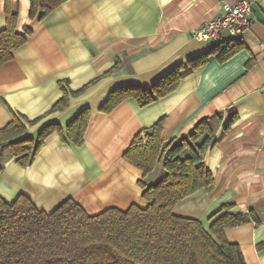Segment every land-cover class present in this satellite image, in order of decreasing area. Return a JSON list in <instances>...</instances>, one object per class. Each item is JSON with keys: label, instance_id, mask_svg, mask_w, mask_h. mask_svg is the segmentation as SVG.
I'll return each instance as SVG.
<instances>
[{"label": "crops", "instance_id": "1", "mask_svg": "<svg viewBox=\"0 0 264 264\" xmlns=\"http://www.w3.org/2000/svg\"><path fill=\"white\" fill-rule=\"evenodd\" d=\"M236 1L64 0L39 20L30 17L31 0H0V30L7 5L18 13V31L33 29L14 57L0 64V127L23 114L38 118L28 124L36 136L45 124L65 127L80 110L91 109L80 146L52 132L25 167L4 149L0 195L13 201L23 194L47 212L69 198L89 214L145 207L140 180L157 183L166 170L159 160L144 177L124 158L135 135L164 118L163 142H178L210 117L215 134L204 162L214 183L181 200L174 212L209 226V216L226 204L233 203V211L254 210L261 224L251 220L225 234L240 245L247 264H264V0L253 1V22L239 36V51L188 70V61L215 43L196 39L193 31L218 15L223 3ZM228 39L225 33L217 42ZM182 63V80L167 95L145 106L129 97L110 112L100 109L114 88L151 87ZM65 92L66 106L55 109Z\"/></svg>", "mask_w": 264, "mask_h": 264}, {"label": "trees", "instance_id": "2", "mask_svg": "<svg viewBox=\"0 0 264 264\" xmlns=\"http://www.w3.org/2000/svg\"><path fill=\"white\" fill-rule=\"evenodd\" d=\"M63 1L31 0L30 17L42 20ZM6 13V26L0 30V64L11 60L14 51L33 32L30 25L24 27V32L17 30L18 13L9 5ZM242 46L239 39L233 43L215 42L188 61V70L212 57L227 59ZM184 66L177 65L151 87L127 84L114 88L100 109L110 112L129 97L141 106L154 102L179 85ZM87 86L71 92H81ZM67 101L65 92L54 108L66 106ZM90 113L89 107L80 110L65 127L58 122L45 124L36 136L28 131V124L38 118L30 120L23 114H14L0 127V155L8 148L16 162L25 167L35 160L47 136L55 131L63 140L80 146ZM163 126L161 118L138 132L124 153V158L141 169L144 177L159 160L164 162L166 173L157 183L146 185L140 180L145 207L133 204L128 209L109 207L89 214L74 198H69L47 212L23 194L13 201L0 195V264H247L240 245L227 239L225 228L251 220L261 224L254 210L233 211L234 204H226L209 216V226L203 220L174 212L181 200L214 183V175L204 162L215 134L211 118L200 120L178 142H163ZM184 150L189 154L183 157Z\"/></svg>", "mask_w": 264, "mask_h": 264}, {"label": "built area", "instance_id": "3", "mask_svg": "<svg viewBox=\"0 0 264 264\" xmlns=\"http://www.w3.org/2000/svg\"><path fill=\"white\" fill-rule=\"evenodd\" d=\"M254 0H237L235 3H223L221 12L205 20L193 31V37L202 41L217 42L227 33L232 43L240 34L252 25ZM147 138L144 137V140Z\"/></svg>", "mask_w": 264, "mask_h": 264}, {"label": "rangeland", "instance_id": "4", "mask_svg": "<svg viewBox=\"0 0 264 264\" xmlns=\"http://www.w3.org/2000/svg\"><path fill=\"white\" fill-rule=\"evenodd\" d=\"M162 163H163V160H162Z\"/></svg>", "mask_w": 264, "mask_h": 264}]
</instances>
